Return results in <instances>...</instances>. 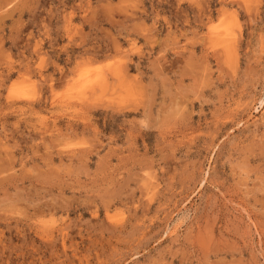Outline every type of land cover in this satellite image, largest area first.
<instances>
[{
  "label": "rangeland",
  "instance_id": "rangeland-1",
  "mask_svg": "<svg viewBox=\"0 0 264 264\" xmlns=\"http://www.w3.org/2000/svg\"><path fill=\"white\" fill-rule=\"evenodd\" d=\"M0 264H264V0H0Z\"/></svg>",
  "mask_w": 264,
  "mask_h": 264
}]
</instances>
